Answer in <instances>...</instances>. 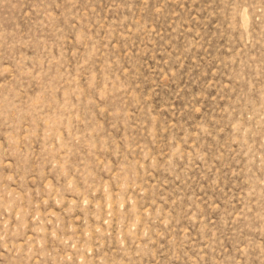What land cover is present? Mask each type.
Listing matches in <instances>:
<instances>
[{
    "label": "rangeland",
    "instance_id": "rangeland-1",
    "mask_svg": "<svg viewBox=\"0 0 264 264\" xmlns=\"http://www.w3.org/2000/svg\"><path fill=\"white\" fill-rule=\"evenodd\" d=\"M0 264H264V0H0Z\"/></svg>",
    "mask_w": 264,
    "mask_h": 264
}]
</instances>
